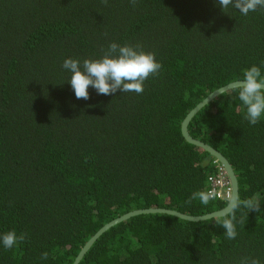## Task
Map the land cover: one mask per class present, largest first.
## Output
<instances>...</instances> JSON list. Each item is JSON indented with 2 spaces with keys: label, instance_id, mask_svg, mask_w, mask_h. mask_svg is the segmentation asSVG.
Instances as JSON below:
<instances>
[{
  "label": "trees",
  "instance_id": "1",
  "mask_svg": "<svg viewBox=\"0 0 264 264\" xmlns=\"http://www.w3.org/2000/svg\"><path fill=\"white\" fill-rule=\"evenodd\" d=\"M216 0H0V264H72L104 224L135 209L162 207L202 215L226 206L188 203L208 190L216 159L181 133L205 96L264 75V9L247 16ZM112 42L139 44L162 65L143 92L77 99L66 58H99ZM233 88L188 124L189 134L222 153L241 199L237 236L215 218L190 222L167 214L130 217L104 232L79 264H264V115L244 118ZM47 252L48 258L41 254Z\"/></svg>",
  "mask_w": 264,
  "mask_h": 264
},
{
  "label": "clouds",
  "instance_id": "2",
  "mask_svg": "<svg viewBox=\"0 0 264 264\" xmlns=\"http://www.w3.org/2000/svg\"><path fill=\"white\" fill-rule=\"evenodd\" d=\"M107 4V0H102ZM135 6L136 0H130ZM221 10L225 12L229 6L247 16L258 8L264 9V0H216ZM162 65L155 59V54L146 52L139 44L118 45L112 42L99 58L78 59L66 58L62 68L70 73L67 82L71 85L77 99H89L88 88L91 86L97 94L110 95L119 92H143V84L152 75H157ZM244 108V118L252 125L259 122L264 115V75L260 67L252 65L243 70V79L233 85ZM216 162V161H214ZM218 162V161H217ZM219 163V162H218ZM220 164V163H219ZM216 199V191H194L188 203L199 200L202 205H208ZM226 207L215 216V224L222 226L227 239L237 236V223L243 225L245 217L237 221L236 212L243 208L249 211H259L258 196L241 199L239 194L229 196ZM26 239V233L17 235L14 230L0 234V243L4 248L11 249ZM42 259L48 258V253L41 254ZM239 264H261L255 257H243Z\"/></svg>",
  "mask_w": 264,
  "mask_h": 264
},
{
  "label": "water",
  "instance_id": "3",
  "mask_svg": "<svg viewBox=\"0 0 264 264\" xmlns=\"http://www.w3.org/2000/svg\"><path fill=\"white\" fill-rule=\"evenodd\" d=\"M238 81V80H237ZM236 81L230 82L222 87H219L218 89L213 90L210 92L207 96H205L200 102H198L184 117V119L181 122V133L183 138L203 150L207 151L211 156H213L216 161H218L225 169L228 179L230 181L231 189H232V194H239V187H238V180L237 177L234 173L233 167L230 164V162L226 159V157L217 151L215 148L212 146L193 138L189 132H188V124L190 120L193 118V116L200 110L202 109L205 105H207L210 101H212L214 98H216L218 95L221 93L228 91L233 88V85ZM226 206H224L221 209H224ZM215 210L209 213H205L202 215H190V214H185L173 209H168V208H162V207H150V208H142V209H135L132 211H129L127 213H124L111 221L107 222L104 224L102 227H100L80 248L79 252L75 256L72 264H79L81 259L84 257L86 252L90 249V247L94 244V242L108 229L113 227L114 225L129 219L130 217L141 215V214H167L171 216H175L177 218H180L182 220L190 221V222H200V221H206L212 218H215L217 213L220 212V210Z\"/></svg>",
  "mask_w": 264,
  "mask_h": 264
},
{
  "label": "built area",
  "instance_id": "4",
  "mask_svg": "<svg viewBox=\"0 0 264 264\" xmlns=\"http://www.w3.org/2000/svg\"><path fill=\"white\" fill-rule=\"evenodd\" d=\"M215 172L208 178L209 189L216 191V199L228 200L232 194L230 181L224 167L217 161L214 163Z\"/></svg>",
  "mask_w": 264,
  "mask_h": 264
}]
</instances>
